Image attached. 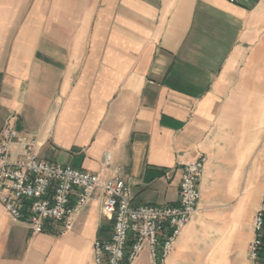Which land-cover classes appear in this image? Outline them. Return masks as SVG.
<instances>
[{"label":"crops","instance_id":"1","mask_svg":"<svg viewBox=\"0 0 264 264\" xmlns=\"http://www.w3.org/2000/svg\"><path fill=\"white\" fill-rule=\"evenodd\" d=\"M7 120L47 161L108 176L109 153L137 204H176L178 161L204 154L165 264L263 263L246 251L264 192V0H0ZM110 228L96 200L62 233L0 205V264H93Z\"/></svg>","mask_w":264,"mask_h":264},{"label":"built area","instance_id":"2","mask_svg":"<svg viewBox=\"0 0 264 264\" xmlns=\"http://www.w3.org/2000/svg\"><path fill=\"white\" fill-rule=\"evenodd\" d=\"M36 147L33 137L18 134L13 122H5L0 131V205L9 217L24 221L31 234L42 232L46 222L57 224L62 233L71 229L74 218L89 202L96 200L111 228L107 238L93 240V264H133L143 252L149 264L166 263L175 240L198 210L204 154L178 161V201L156 205L133 202L131 188L120 167L112 166L109 153L102 161L103 168L110 169L106 176L44 160ZM253 231L246 254L253 262L263 256L264 264V192Z\"/></svg>","mask_w":264,"mask_h":264}]
</instances>
